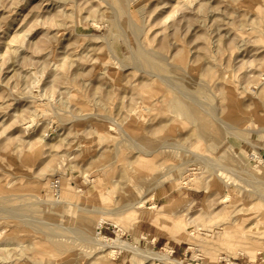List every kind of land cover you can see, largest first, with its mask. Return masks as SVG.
<instances>
[{"label":"rangeland","instance_id":"rangeland-1","mask_svg":"<svg viewBox=\"0 0 264 264\" xmlns=\"http://www.w3.org/2000/svg\"><path fill=\"white\" fill-rule=\"evenodd\" d=\"M263 79L264 0H0V264H264Z\"/></svg>","mask_w":264,"mask_h":264},{"label":"bare ground","instance_id":"bare-ground-1","mask_svg":"<svg viewBox=\"0 0 264 264\" xmlns=\"http://www.w3.org/2000/svg\"><path fill=\"white\" fill-rule=\"evenodd\" d=\"M117 3L119 4V6H123V4L125 3V0H117ZM138 54L141 57V60H142V62L144 64H146L148 66H151L152 65V61H151L150 57L146 53H144L143 51L139 50L138 51ZM158 67L159 68H163V66L161 64H158ZM263 81H264V79H263ZM189 90H191V89H189ZM262 92H264V90ZM171 104H172V107L175 110V112H177V114L178 113H181L187 120H194V121H196L198 123L199 127H204V126H202V120H201V117H200V112H199V110L193 104L188 103L186 100H184L182 98H176ZM123 131H125V130L123 129ZM201 132L204 133V130L202 129ZM206 137H208V135ZM210 139H211L210 142L212 144H215L217 142V140L215 138H210ZM167 148H169V147H160L159 150H155L152 153H156V152H158L160 150H163L162 151L163 153L169 152L170 150L167 149ZM152 153L146 152V153H143V155L146 154V156H150V155H152ZM257 153L258 152L256 151L255 152V155ZM187 171H189V170H187ZM183 176L180 175V176H177V177H174V178L172 177L171 181L172 182L177 181V180L179 181L180 178L181 179L182 178L184 179ZM187 177L188 176H186L185 178H187ZM223 177H224V174L223 173H218L217 174V178L220 179L225 184V186L227 187V185H229L230 182L227 181V180L224 181V178ZM88 182L90 184V183H93L94 180H89ZM213 182H211V183H213ZM62 184L63 185H62V189L60 190V192H61V195L60 196H62L64 194L65 189H67L66 184L63 183V182H62ZM211 186H212V184H211ZM76 192L80 194V200L86 201V200L89 199V196L87 194L81 193V191H79L77 189H76ZM163 197L166 198V200H168V201L171 200L170 195L168 193H166V191L163 192ZM134 209L135 210H140V212L142 213V219L143 220H145V221H152L153 220V211L156 209V206L146 207L145 206V201L141 200L138 203L128 204L126 206V209L125 210L116 209V210H112L111 212L99 211L98 210L97 212L98 213H101L102 215L103 214H106V213L112 214V215H116V219H117V218H123L124 216H126V213H129V212H131ZM88 212H90V211H88ZM165 217L167 219V216H165ZM163 219L165 220V218H163ZM188 219H189L188 221H190V222L192 221V217L191 216ZM82 221H83V223L81 222L82 223L81 224L82 232L85 234L88 231H90V227L92 225L93 218L91 216H83L82 217ZM105 221H107L106 218H104L103 216L100 217L98 219V226L99 227L97 228V232L93 233V236L92 237L90 236L89 239L88 238L86 239V242L89 245L92 246V249H97V250H99L101 252H108L107 254L108 255H111V256H116L120 252L122 253L123 250H130L135 255H139L140 257H143L144 260H146L148 262L158 261L159 264L160 263H165V262H173L174 264H180V261H177V260H173L172 259L171 254H172L173 250L168 251V253H165L166 252L165 249H164L165 252H163V253H155V252H147L146 253V252H142L141 249L137 245H131V244H128V243L123 242L121 240V235L123 233V230H121V232L119 233L117 239H109L108 240L107 238L105 239L104 237H101L99 233H100V229H101V227H103V223ZM117 222H119V221H117ZM117 222H116V224H117ZM177 227L179 229H181L182 228V225H177ZM222 230H224V229H222ZM49 231H53V230L52 229H49ZM216 232L218 233L219 231H216ZM202 234L205 235L204 233H202ZM96 235H97V237L99 239H105V240H101V241L98 240L97 237H96ZM227 237H228V235H227ZM142 238L145 239V240H150L152 243H156V240H157V237L156 236H145L144 235V236H142ZM172 238H174L173 235H172ZM65 246H66V244H65ZM65 246H64V244H61V243H53L51 247L55 251H59V250L61 251L62 249L65 248ZM259 252L262 253L260 250H259ZM224 259L226 260V258H221V261L224 260Z\"/></svg>","mask_w":264,"mask_h":264},{"label":"built area","instance_id":"built-area-1","mask_svg":"<svg viewBox=\"0 0 264 264\" xmlns=\"http://www.w3.org/2000/svg\"><path fill=\"white\" fill-rule=\"evenodd\" d=\"M252 157V159L253 160H257L258 162H262L263 160H262V158L259 156V154L257 153L256 155H255V152L254 153H252L251 155H250V158ZM61 186H62V184H61V181L59 180V179H55V180H53V182H52V187H51V191L53 192V195H54V197H56V198H60V195H61V192H60V190H61ZM104 228H101L100 229V236L101 237H104L105 239L107 238V239H110V238H108V237H106V236H104L103 235V232H104ZM173 253V252H172ZM223 261L225 262V264H239L238 262H233L231 259L229 260V261H227V260H222L220 263H223Z\"/></svg>","mask_w":264,"mask_h":264},{"label":"crops","instance_id":"crops-1","mask_svg":"<svg viewBox=\"0 0 264 264\" xmlns=\"http://www.w3.org/2000/svg\"><path fill=\"white\" fill-rule=\"evenodd\" d=\"M189 200H191V201H193L194 202V200H192L191 198H189ZM144 235V234H143ZM148 236H151V234L150 235H148ZM158 240V239H157ZM157 240H156V242H157ZM155 244V243H154ZM168 244V243H167ZM166 244V245H167ZM166 249V248H165ZM188 250H191V248H189Z\"/></svg>","mask_w":264,"mask_h":264}]
</instances>
